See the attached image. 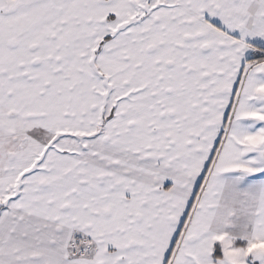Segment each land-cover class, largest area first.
<instances>
[{
    "label": "snow or ice",
    "instance_id": "snow-or-ice-1",
    "mask_svg": "<svg viewBox=\"0 0 264 264\" xmlns=\"http://www.w3.org/2000/svg\"><path fill=\"white\" fill-rule=\"evenodd\" d=\"M0 264H264V0H0Z\"/></svg>",
    "mask_w": 264,
    "mask_h": 264
}]
</instances>
